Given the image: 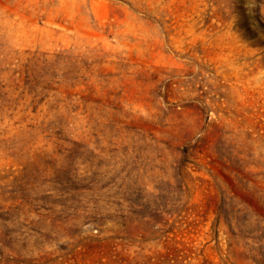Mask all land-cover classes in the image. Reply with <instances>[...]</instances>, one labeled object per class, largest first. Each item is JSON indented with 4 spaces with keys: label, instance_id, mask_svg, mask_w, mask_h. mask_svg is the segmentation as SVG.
<instances>
[{
    "label": "rangeland",
    "instance_id": "374dc122",
    "mask_svg": "<svg viewBox=\"0 0 264 264\" xmlns=\"http://www.w3.org/2000/svg\"><path fill=\"white\" fill-rule=\"evenodd\" d=\"M0 264H264V0H0Z\"/></svg>",
    "mask_w": 264,
    "mask_h": 264
}]
</instances>
